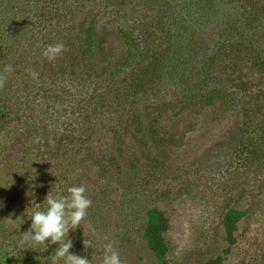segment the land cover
<instances>
[{
  "label": "rangeland",
  "instance_id": "rangeland-1",
  "mask_svg": "<svg viewBox=\"0 0 264 264\" xmlns=\"http://www.w3.org/2000/svg\"><path fill=\"white\" fill-rule=\"evenodd\" d=\"M119 30L133 58L100 78L79 39L104 32L116 57L127 47ZM58 42L61 56L42 57ZM0 74V264H55L58 245L17 242L35 204L73 185L92 204L68 233L70 254L91 264L104 237L123 264H159L143 241L151 209L167 219V264H264V0H0ZM214 89L226 108L162 113L179 145L161 159L139 143L143 105ZM230 209L241 213L233 244L222 226Z\"/></svg>",
  "mask_w": 264,
  "mask_h": 264
},
{
  "label": "trees",
  "instance_id": "trees-1",
  "mask_svg": "<svg viewBox=\"0 0 264 264\" xmlns=\"http://www.w3.org/2000/svg\"><path fill=\"white\" fill-rule=\"evenodd\" d=\"M116 34L122 40V44L127 46L126 49H124V51L122 50V53L116 57H113V54H111L112 52H110L109 48L111 44L106 42L104 32L95 36L97 39L94 38L93 40L90 39L88 41V37L86 36L80 37L79 39L81 46L87 49H92V52H94L90 57H95L96 60L99 59L100 68L97 67L95 63H92L96 66L95 68L99 70L98 76H100V78L101 76H116L117 73L122 71L123 67L129 64V59L132 57L128 52V48H130L128 42L131 39L128 36L129 33L119 30ZM147 68H149V66H147ZM145 73L142 78L140 77L137 82L133 84L135 89H141L146 86L143 83V79L147 76ZM182 99L183 102H181V98H178L173 100V102L162 100L155 104H146L139 110L140 118L135 127L136 133L139 136V143L147 149L149 148L152 151H155L160 159L163 157L162 153L169 152L174 146L177 147L179 145V140H176L174 136H167L171 130L168 128V131H166V124L163 125L161 120H159L163 115L162 113H165L164 111H166L168 107H171V110L174 111L172 116L176 117L175 119H178L177 116L184 110V107H187L190 112H201L204 108L211 107L212 110L215 111L216 108H226V106L230 104V100H228V98L217 89L209 90L206 93L193 92L187 94ZM177 125L178 123H175L172 126V130L177 129ZM90 160L100 168V164L98 165L94 158ZM240 217L241 213L233 209L228 210L222 217L224 238L229 244L234 243L233 234L236 231V224ZM166 230L167 219L163 213L156 209L149 210L147 212V222L143 233V241L153 258L159 264H167L164 258L166 254V245L163 238V234ZM204 264H219V259H209Z\"/></svg>",
  "mask_w": 264,
  "mask_h": 264
},
{
  "label": "clouds",
  "instance_id": "clouds-1",
  "mask_svg": "<svg viewBox=\"0 0 264 264\" xmlns=\"http://www.w3.org/2000/svg\"><path fill=\"white\" fill-rule=\"evenodd\" d=\"M65 51L62 42L50 44L45 47L42 57L52 62L55 61ZM12 65H6L4 73H10ZM33 80H37L39 74L29 70ZM7 76L0 74V89L6 83ZM40 138H35L34 142L38 143ZM54 143V141H52ZM87 191L84 185H73L67 188L66 195L55 196L50 191L44 202L46 208L40 210V204H35L37 210L33 211L28 217L31 219L30 229L23 233L18 239V247L22 249H36L43 246V251L49 244L58 245L55 250V264L63 261V264H91L87 257L70 254L73 242L68 238L70 230L75 231L81 222L86 219L87 210L91 207L92 201L85 194ZM11 220V219H10ZM23 222V221H22ZM21 222V223H22ZM103 244V257L101 264H123L118 248L114 240H109ZM48 241V244L45 242ZM27 245V247H25ZM83 246L85 249L92 248L93 242L90 239H84Z\"/></svg>",
  "mask_w": 264,
  "mask_h": 264
}]
</instances>
